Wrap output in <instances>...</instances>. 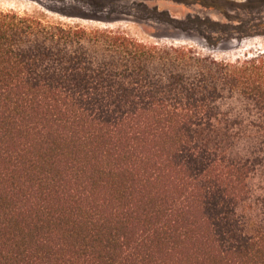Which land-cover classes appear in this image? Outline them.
Segmentation results:
<instances>
[{"label":"trees","instance_id":"trees-1","mask_svg":"<svg viewBox=\"0 0 264 264\" xmlns=\"http://www.w3.org/2000/svg\"><path fill=\"white\" fill-rule=\"evenodd\" d=\"M0 264H264V53L0 10Z\"/></svg>","mask_w":264,"mask_h":264},{"label":"rangeland","instance_id":"rangeland-1","mask_svg":"<svg viewBox=\"0 0 264 264\" xmlns=\"http://www.w3.org/2000/svg\"><path fill=\"white\" fill-rule=\"evenodd\" d=\"M0 10L120 29L145 42L190 45L216 59L264 53V0H116L99 6L92 0H0Z\"/></svg>","mask_w":264,"mask_h":264}]
</instances>
